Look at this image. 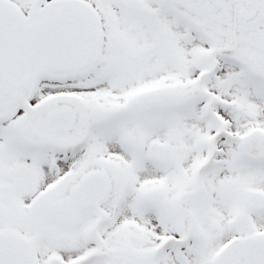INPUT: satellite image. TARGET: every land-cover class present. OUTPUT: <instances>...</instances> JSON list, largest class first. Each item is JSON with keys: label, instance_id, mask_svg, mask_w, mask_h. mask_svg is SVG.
<instances>
[{"label": "snow or ice", "instance_id": "1", "mask_svg": "<svg viewBox=\"0 0 264 264\" xmlns=\"http://www.w3.org/2000/svg\"><path fill=\"white\" fill-rule=\"evenodd\" d=\"M0 264H264V0H0Z\"/></svg>", "mask_w": 264, "mask_h": 264}]
</instances>
